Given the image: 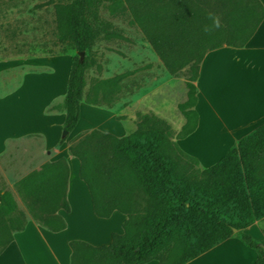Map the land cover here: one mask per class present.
Masks as SVG:
<instances>
[{"label":"trees","instance_id":"trees-1","mask_svg":"<svg viewBox=\"0 0 264 264\" xmlns=\"http://www.w3.org/2000/svg\"><path fill=\"white\" fill-rule=\"evenodd\" d=\"M56 1V38L76 52L71 56L62 104L66 135L59 146L79 120L86 74L95 65L91 56L95 41L115 35L99 16L104 4L110 13L129 17V25L139 29L168 75L183 76L187 90L185 102L178 105L185 120L178 132L151 113L137 114L135 130L128 135L116 137L92 129L69 142L68 153L79 161V178L88 189L95 216L107 219L117 211L126 217L122 233L112 234L108 245L70 241L69 264H186L230 238L256 252L253 264H264V240L245 233L264 219V124L204 170L196 168L198 160L177 145L198 126L195 83L204 57L225 47L244 48L264 20L262 2ZM213 18L219 19V27ZM129 75L94 80L88 85L86 103L113 107L128 89ZM57 109L53 104L47 111ZM68 178V164L61 158L43 164L14 185L34 222L52 233L66 229L58 211L70 209ZM25 225V214L13 195L0 191V252L12 241V233L21 232Z\"/></svg>","mask_w":264,"mask_h":264},{"label":"crops","instance_id":"crops-1","mask_svg":"<svg viewBox=\"0 0 264 264\" xmlns=\"http://www.w3.org/2000/svg\"><path fill=\"white\" fill-rule=\"evenodd\" d=\"M263 42L264 20L248 44L242 49L235 50L250 54L258 48L261 49L264 46ZM225 49L232 48L214 50L204 57L195 83L198 89L195 107L198 113V126L191 135L177 141L179 148L197 159L200 165L206 163L215 153L212 155L201 153L196 144L190 142L195 137L202 140L206 133H214L213 136L223 144L221 153L214 159L218 162L234 143L264 124V101L259 100L257 91H252L250 94L241 93L240 109L236 111L232 122H221L224 126L222 133L214 132L211 128V124L216 120L220 122L219 113L214 106L213 89L216 84L221 83L220 79L216 83L217 60L219 53ZM70 64L71 58L66 55L45 58L43 70L23 73L19 77L20 64L0 60V161L12 159L13 168L8 173L16 175L22 173L16 179L17 182L27 174L39 170L43 164L64 158L69 168L66 199L70 208L69 212L58 211V215L66 222V229L58 233L43 229L30 217L21 232L12 233V241L0 252V264H69L70 241L79 240L93 246H105L111 242L112 234L122 233V224L126 219L123 214L116 211L109 218L101 219L93 212L88 189L79 178V161L68 153L69 142L76 136L92 129L116 137L128 135L135 130L137 114L151 113L165 120L175 132H178L185 122L178 110V105L186 100L187 90L183 77L173 78V91L169 89L170 84L156 88L152 107H148L146 103L140 105L150 94L138 99L136 103L125 104L118 100L111 108L88 104L85 101V87L79 120L66 141L59 146L65 117L62 104ZM61 68L65 70L63 74ZM171 101L176 104V112L174 111L172 115L168 109ZM53 104H57L58 109L48 112V108ZM22 143L26 144L21 147ZM25 170L27 171L24 172ZM2 173L5 174L4 171ZM7 184L14 188L13 184ZM16 202L18 206L17 199ZM262 221L264 219L250 225L245 229V233L256 238L264 236ZM3 236L7 234L3 233ZM232 239L235 238L227 239L223 243H230ZM235 243L245 258V264H253L257 257L256 252L242 248L243 244ZM217 249L216 246L186 264H211V260L219 256L220 252H217ZM147 264L158 262L151 261Z\"/></svg>","mask_w":264,"mask_h":264},{"label":"rangeland","instance_id":"rangeland-1","mask_svg":"<svg viewBox=\"0 0 264 264\" xmlns=\"http://www.w3.org/2000/svg\"><path fill=\"white\" fill-rule=\"evenodd\" d=\"M260 1L264 6V0ZM56 2V0L54 2L50 0H0V60H10L20 64L19 77L23 73L43 70L42 64L45 58L60 55L71 58L76 54L66 42H61L56 38L54 13ZM99 16L101 20L110 24L109 30L115 35L109 39L100 38L95 41L91 50L95 65L87 71L86 91L88 85L94 80L110 78L125 72L130 74L126 79L129 87L123 95L118 97L121 103H136L138 99L150 94L147 99L141 101L140 105L146 103L148 107H152V98L156 94L154 93L156 88L170 84L169 89L173 91L172 80L176 77L168 75L164 70L139 29L129 25V17L121 15L120 12L110 13L107 4L100 8ZM60 70L62 74L65 71L64 68ZM216 75V83L218 79L221 83L216 84L213 89L214 106L219 113L220 122L216 120L211 124V128L214 132L222 133L224 126L221 122H232L236 111L240 109L241 93L250 94L252 91H257L259 100L264 101V46L250 54L235 49L221 51L218 55ZM168 109L170 115L176 112L175 102L171 101ZM213 134L206 133L202 140L195 137L190 141L195 143L197 149L203 154L215 153L206 163L195 166L200 170L214 164L216 162L214 159L222 151L223 144ZM24 144L26 143H22L21 147ZM12 168V159L0 161V191H9L15 201L18 200V209L25 214L27 222L31 217L30 214L17 197L15 187L12 189L7 184H13L22 174L8 173ZM261 228L264 231V221L261 223ZM251 237L260 241L264 236ZM232 240L230 243L217 246V252L220 253L211 260V264H245V258L235 242L242 243L237 239ZM242 248L248 250L244 246Z\"/></svg>","mask_w":264,"mask_h":264},{"label":"clouds","instance_id":"clouds-1","mask_svg":"<svg viewBox=\"0 0 264 264\" xmlns=\"http://www.w3.org/2000/svg\"><path fill=\"white\" fill-rule=\"evenodd\" d=\"M214 19V24L216 27H219L220 26V22H219V19L218 18H213ZM207 30V29H205Z\"/></svg>","mask_w":264,"mask_h":264},{"label":"water","instance_id":"water-1","mask_svg":"<svg viewBox=\"0 0 264 264\" xmlns=\"http://www.w3.org/2000/svg\"><path fill=\"white\" fill-rule=\"evenodd\" d=\"M80 59L82 60L83 59V53H80ZM66 135L65 133H63L62 136ZM262 248H263V251H264V245H262Z\"/></svg>","mask_w":264,"mask_h":264}]
</instances>
